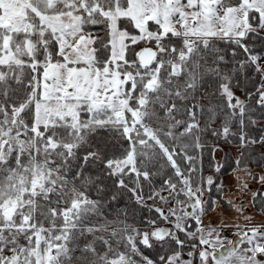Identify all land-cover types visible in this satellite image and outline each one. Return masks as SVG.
<instances>
[{
    "label": "snow or ice",
    "instance_id": "1",
    "mask_svg": "<svg viewBox=\"0 0 264 264\" xmlns=\"http://www.w3.org/2000/svg\"><path fill=\"white\" fill-rule=\"evenodd\" d=\"M146 2L155 35L125 51L124 91L66 95L47 121L39 80L70 45L16 33L36 49L27 71L0 63V264H264V0ZM107 23L85 26L100 63ZM117 26L141 35L130 16Z\"/></svg>",
    "mask_w": 264,
    "mask_h": 264
},
{
    "label": "rangeland",
    "instance_id": "2",
    "mask_svg": "<svg viewBox=\"0 0 264 264\" xmlns=\"http://www.w3.org/2000/svg\"><path fill=\"white\" fill-rule=\"evenodd\" d=\"M57 0H49L50 3H55ZM77 0H70L69 5L76 7ZM81 6L86 8L88 12L94 10H101L102 14L110 19V34L112 44L111 64L107 63L103 69L99 68L95 64V52L92 46V41L95 39V35H88L85 30L82 29L81 15L75 13V8L65 12L59 13H45L36 9V12L41 17V23L46 29H50L55 34H59L58 38L61 44V51L67 46L68 51L64 53L65 61L54 62L49 60L45 70L44 78H42V90L41 100L36 102V115L38 120L47 121L49 115L59 114L64 107V96L74 95L77 97L87 96L92 100L93 105L99 106L103 101H96L94 96L108 95L111 100L112 95L123 92V84L126 80L132 79L133 74L125 73L124 80L120 79V71L123 67L125 51L127 50L128 43H132L136 40H140L142 37H150L155 33L147 32V20L150 17H155L158 8L150 7L146 0H129L127 7L118 5L113 10H105L100 7L99 4H94L88 8L86 0H80ZM248 2V0H245ZM34 9L30 0H0V23L8 28L7 35L4 38L3 46L8 50L0 58V63H23L20 56L23 53H33L34 43L30 37H27L18 50H14L13 33L14 32H27L31 34L33 32V23L29 19L28 10ZM167 15L166 8L162 10ZM147 13V14H146ZM138 27L141 29V35L130 34L125 29H121L117 26L118 17L130 16ZM167 22L165 27L167 28ZM43 29L42 31H44ZM200 29H193V31H199ZM132 35L133 41H127L126 37ZM152 48L153 47H146ZM145 49V48H144ZM155 50V49H154ZM156 52V50H155ZM84 63L83 65H75L68 67V62ZM65 69L61 72V67ZM55 77V80L50 84L47 81V77ZM67 81V83H63ZM68 84L75 85V91L73 93L68 92ZM98 89H103V92H99ZM108 89H113V93H109ZM59 90L61 96L57 97L58 103L55 105L47 103L48 99H51L55 95V92ZM79 102V101H78Z\"/></svg>",
    "mask_w": 264,
    "mask_h": 264
},
{
    "label": "trees",
    "instance_id": "3",
    "mask_svg": "<svg viewBox=\"0 0 264 264\" xmlns=\"http://www.w3.org/2000/svg\"><path fill=\"white\" fill-rule=\"evenodd\" d=\"M69 1L70 0H57V1H55V3H50L49 0H30V3L32 4V7H34V9L30 8L28 10V14H29V19L33 23V26H34L33 30H36L37 32L42 33L43 32L42 30L46 29L45 26L41 23V17L36 12V9H38L40 11H43L45 13H50V14L59 13V12H65V11L72 10L73 8H75L74 5H69L68 4ZM86 2H87V7L88 8H90L94 4V2L99 4L100 7L102 9H105V10H113L118 5H122V7H124L123 6L124 5V0H114V6H112L113 5V0H86ZM78 5H79V7H77ZM105 5H108V7H105ZM128 5H129V0H127V6ZM233 6H236V5L234 4ZM76 7L77 8H75L74 11H75V13L81 15V18H82L81 27H82L83 30H85V26L87 25V23L90 20H96L98 18L99 19H103L104 17H106V16H104L102 14L101 10H99V9L94 10L93 12H88V10L86 8H83L81 6L80 0L76 1ZM0 11H1V9H0ZM94 14H96V15H94ZM41 25H43L44 27L42 28ZM106 31H107V34L111 36V34H110V19L109 18H108ZM51 32H52L53 35H55V33L53 31H51ZM103 32H105L104 29L96 30V34H101ZM127 32H129V31H127ZM16 33L17 32H14L12 34L13 38H14L13 39V43H12V46H13L14 50H18V46L20 48L21 43L22 44L25 43L24 40L27 37H30V35H23L21 38L18 39ZM23 33H27V32H23ZM129 33L130 34H134V33H131V32H129ZM27 34H29V33H27ZM6 35H7V32L3 31V29H0V36H3L2 44H3L4 38H5ZM33 43H34L33 53H23V52H21L20 56H21V58L23 60V63H12L11 66L9 67V72H11L12 70H18L20 72L27 71L28 65L30 63L34 62V61H29L27 59V57H31V56L34 55V52H35V49H36V44H35L34 41H33ZM108 43L111 44V40H109ZM157 43H159V41H157ZM129 44H131V43H128L127 48L129 46ZM146 47H148V46H142L140 51H142ZM110 51H111V55H112V47H111ZM94 52H95V64H96V66L101 68V69H103L104 67H106L107 63L111 60V55L108 56L107 59H103V62L100 63V60L98 59V57L96 55L95 47H94ZM49 60H51V59H49ZM63 61H65V59ZM126 63H127V61H126ZM83 64L84 63H73L72 62V66H75V65L80 66V65H83ZM122 68H120V69H122ZM133 68H136V65H133ZM136 71L138 72L139 69L136 68ZM124 72L125 73H131V74L134 75V73L132 71H129L127 69H124ZM41 82H42V79L39 80V84L40 85H41ZM40 95H41V93H40ZM32 96L33 97L35 96V89L33 90ZM25 103H27V102H25ZM35 111H36V109H35Z\"/></svg>",
    "mask_w": 264,
    "mask_h": 264
},
{
    "label": "water",
    "instance_id": "4",
    "mask_svg": "<svg viewBox=\"0 0 264 264\" xmlns=\"http://www.w3.org/2000/svg\"><path fill=\"white\" fill-rule=\"evenodd\" d=\"M140 62L142 65H146L151 62V60L155 59L156 52L152 48H145L138 54Z\"/></svg>",
    "mask_w": 264,
    "mask_h": 264
},
{
    "label": "crops",
    "instance_id": "5",
    "mask_svg": "<svg viewBox=\"0 0 264 264\" xmlns=\"http://www.w3.org/2000/svg\"><path fill=\"white\" fill-rule=\"evenodd\" d=\"M129 5L131 6L132 3H130ZM236 7H238V6H237V5H236V6H233V8H236ZM246 16H247V12L244 13V17H245V19H246ZM130 17H131V15H130Z\"/></svg>",
    "mask_w": 264,
    "mask_h": 264
}]
</instances>
